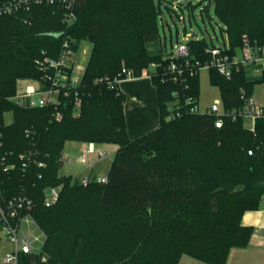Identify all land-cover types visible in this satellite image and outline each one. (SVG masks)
Instances as JSON below:
<instances>
[{"label": "trees", "instance_id": "16d2710c", "mask_svg": "<svg viewBox=\"0 0 264 264\" xmlns=\"http://www.w3.org/2000/svg\"><path fill=\"white\" fill-rule=\"evenodd\" d=\"M207 1L216 3L230 55L247 44L264 47V0ZM162 6L170 10L167 0H78L77 21L70 28L63 21V9L52 5L0 16V117L4 121L5 113L13 115L12 123L3 127L0 157L6 154L8 161L16 163L15 169L0 173V178L7 195L26 191L33 198V216L47 236L46 261L25 254L18 264L49 260L78 264L85 251V232L72 214L84 212L85 201L92 198L98 206L94 218L100 223L106 213L135 215L130 221L123 218L125 236L130 237L134 228L133 252L111 264H179L185 254L208 264H225L232 248L248 243L252 229L242 225V216L258 209L264 193V118L254 130L243 119H226L217 128L214 116L189 111L181 118L167 119L174 92L182 102L193 96L198 105L199 69L193 74L197 66L190 65L191 70L177 82L169 78L171 73L168 81L161 80L175 59L151 48L161 42L158 18ZM20 18L30 28L18 26ZM66 29L76 39L77 48L84 42L93 45L80 92L79 116L73 114V97L58 108L60 119L54 108L25 109L12 102L10 98L19 89L18 76L39 79L35 61L43 52L58 56ZM189 46L187 59L203 64L211 58L208 50L215 43L192 38ZM152 62L160 66L151 73L160 126L131 139L124 115L125 94L95 81L113 78L124 68L140 77ZM209 69L211 83L220 87L229 110L244 106L242 91L254 96L256 87L264 83V70L257 74L252 64L239 62L231 79ZM8 73L12 87L6 90ZM68 141L118 146L107 183L92 181L83 186L71 175L60 174ZM22 154L28 159H18ZM24 162L27 169H23ZM38 162L45 166L39 167ZM48 186H61L59 201L50 207L43 202ZM208 216H215L218 223L208 224ZM170 235H180L182 240L163 253L159 246Z\"/></svg>", "mask_w": 264, "mask_h": 264}, {"label": "built area", "instance_id": "2783aa9c", "mask_svg": "<svg viewBox=\"0 0 264 264\" xmlns=\"http://www.w3.org/2000/svg\"><path fill=\"white\" fill-rule=\"evenodd\" d=\"M207 1V0H198ZM173 10H178L183 5H191V0H176L173 2ZM78 0H0V16L14 15L20 13H29L34 7L40 5H52L63 9L64 18L67 28H70L76 21V8ZM63 39L59 48L58 56L53 58L46 52H43V57L35 61V65L40 72L39 79H35L38 83L37 87L30 90H23L18 92L10 100L18 106L25 109L33 108H54L56 111L54 115L57 119L61 118L58 108L66 103L70 97H73L74 111H78L82 98L80 96L81 88L83 87V78L85 76L88 60L81 57L80 49L76 47V39L66 31L63 33ZM225 35L223 44H215L214 47L208 50L210 60L205 63H192L187 58L190 55L189 41L192 38L199 40V35L193 37V34H186L185 40L177 45L176 53H172L171 57L175 58L171 61L169 66L163 73L162 81L166 82L169 78L177 82L188 71L190 65L197 66V69L191 70V73L198 72L200 67L215 68L218 72L227 79H231L236 70V65L241 62L243 65L252 64L255 66V73L260 74L264 70V47L257 44H247L242 49L243 58L237 59L236 54L230 55V45L228 36ZM229 45V46H228ZM80 46H83L81 44ZM79 46V47H80ZM159 65L152 62L146 67L141 76H149L151 73L157 72ZM171 73L168 78L167 75ZM135 76L131 71L122 69L117 76L110 78L108 76L96 79L97 85H105L110 89H119L121 82L124 80H134ZM23 84V83H22ZM20 86L23 87V85ZM56 96V97H55ZM175 100L168 106L169 115L168 120L181 118L188 111L193 113H201L193 96L185 97L182 102L178 97L177 92L173 93ZM241 99L244 106L240 109L229 110L224 109L221 113L217 104H214L206 113L209 116L215 117V126L222 128L226 119L236 121L243 119L251 124V130L255 129L256 122L264 118V105L257 103L254 96H249L242 91ZM6 115V113H5ZM6 125L5 116L4 121L0 117V148L3 146V127ZM96 152L93 148H88L81 156V161L88 167L90 164L89 155ZM99 157H106L105 150L97 151ZM0 157V173H8L16 168L15 162H10L7 156ZM20 160L28 159L26 155L18 156ZM62 160H67L62 157ZM68 161V160H67ZM39 167H44L45 164L38 162ZM27 163H23V169H27ZM109 180L107 176H98L95 178L85 177L80 180L83 186H88L92 181L105 184ZM61 186H48L43 190L44 204L47 207L55 205L60 199ZM35 203L33 198L24 191L21 194L9 196L7 195L2 180L0 178V230L3 235L7 237L13 245V250L5 256L7 264H18L21 257L25 254H35L41 257L43 261L47 260L44 254V246L47 240L45 232L42 230L38 222L33 216Z\"/></svg>", "mask_w": 264, "mask_h": 264}, {"label": "rangeland", "instance_id": "374dc122", "mask_svg": "<svg viewBox=\"0 0 264 264\" xmlns=\"http://www.w3.org/2000/svg\"><path fill=\"white\" fill-rule=\"evenodd\" d=\"M191 1V5H183V7H180L177 11L173 10V2L176 3V0H167L170 10L165 6H162L163 10L162 12H159L158 18L161 42L157 45H153L151 47L152 50H162L165 55H171L173 52L176 53L177 45L187 42L185 40L186 34H197L199 35V40H205L208 44H211V42L216 45L224 43L225 35H223L221 30V27L224 28V24L218 15L216 3L213 1L210 4L208 1ZM20 19L21 20L18 19L17 21L18 26L21 27L22 25L23 27L30 28V25L25 23L24 18ZM136 39V42L140 44L139 38L136 37ZM79 49L81 57H85L89 60L93 51V45L88 42H84L83 46H80ZM235 51L237 59L241 60L243 58L242 49L237 48ZM209 60L210 59H207L206 61L208 62ZM121 65L122 67L126 66L125 62H122ZM9 73L5 75L6 83L4 85V89L6 88V90L12 87V83L10 81L12 76ZM19 76L17 83L19 85L18 88L20 92L21 88H23V90H30L37 87L38 83L35 79H21ZM20 84H22L23 87L20 86ZM254 98L257 103L264 105V83L256 87ZM214 104L218 105L221 113L224 111L225 104L220 87L211 83L210 69L208 67H200L198 98L199 111L201 113H206ZM79 112V110L74 111V116H79ZM5 121L7 124L12 123V113H6ZM245 125L247 127L251 126L249 122H246ZM74 144L75 143L73 141L66 142L62 153L65 157H75L76 150L73 149ZM113 150L114 147L112 145L105 147V151L109 154L107 155L109 157L113 156ZM251 153L252 151H249V154ZM71 170L72 164H70L67 160L63 161L60 174H69L71 173ZM85 207L84 212H74L72 214L73 216L71 215L75 223L82 224L85 232V251L83 253L82 260L78 264H111L117 260L125 259L131 256L135 246L134 228H132L129 232L130 237L125 236L123 218L130 221V219L135 217V215L131 212L123 211L115 212L114 214L106 213L107 216L105 221L100 223L94 218V216L98 214L96 201L93 198L87 202L85 201ZM146 213L147 211L142 212V214ZM148 214H151L150 210L148 211ZM218 221L219 219H216L215 216H208V220L206 222L214 225L218 223ZM138 237L139 235H136V239ZM130 238H133L134 241ZM180 240H182L180 235H170L167 240L160 244L159 247L164 253L167 248L174 247ZM12 250V243L7 240V237L3 235L0 230V264H7L4 260L5 256ZM44 264L56 263L49 260Z\"/></svg>", "mask_w": 264, "mask_h": 264}, {"label": "crops", "instance_id": "0c3cea01", "mask_svg": "<svg viewBox=\"0 0 264 264\" xmlns=\"http://www.w3.org/2000/svg\"><path fill=\"white\" fill-rule=\"evenodd\" d=\"M120 90L126 97L124 115L131 139H137L160 126L157 90L151 77L140 76L134 80H124L120 84ZM73 142L75 143L73 149L76 150L75 157L63 155L72 164L71 173L65 175H71L77 180L88 176L95 178L108 175L118 150L117 145ZM109 145L114 147L113 156L99 157L97 151L105 150V147ZM89 147L96 150L89 155L91 168L81 161V156ZM242 225L252 229L249 241L245 246L232 248L225 264H264V193L261 195L258 209L249 210L243 214ZM198 263L208 264L187 254L183 255L179 261V264Z\"/></svg>", "mask_w": 264, "mask_h": 264}, {"label": "water", "instance_id": "95a60500", "mask_svg": "<svg viewBox=\"0 0 264 264\" xmlns=\"http://www.w3.org/2000/svg\"><path fill=\"white\" fill-rule=\"evenodd\" d=\"M198 35L197 34H193V37H197Z\"/></svg>", "mask_w": 264, "mask_h": 264}]
</instances>
